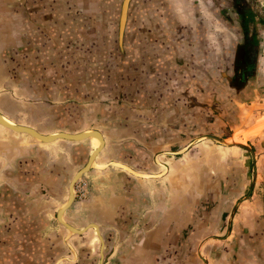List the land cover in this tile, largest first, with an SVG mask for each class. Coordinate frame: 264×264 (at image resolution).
I'll list each match as a JSON object with an SVG mask.
<instances>
[{
	"label": "crops",
	"instance_id": "obj_1",
	"mask_svg": "<svg viewBox=\"0 0 264 264\" xmlns=\"http://www.w3.org/2000/svg\"><path fill=\"white\" fill-rule=\"evenodd\" d=\"M263 19L261 0H0V114L101 136L0 125V264H264V140L228 143L264 103Z\"/></svg>",
	"mask_w": 264,
	"mask_h": 264
},
{
	"label": "water",
	"instance_id": "obj_2",
	"mask_svg": "<svg viewBox=\"0 0 264 264\" xmlns=\"http://www.w3.org/2000/svg\"><path fill=\"white\" fill-rule=\"evenodd\" d=\"M0 124L15 131V132H19V133H26V134H29L33 137H36L38 139H40L41 141H44V142H50V141H54L56 139H65V140H71V141H80V140H83L87 137H92V136H97L101 139V136L99 133H90V134H85V133H81V134H66V133H60L58 135H55V136H44L40 133H38L37 131H35L34 129H31V128H27V127H22V126H17V125H10L9 123L6 122V120L4 119V117L0 114ZM98 153V151H96L89 159V162L88 164L86 165V167L84 169H82L74 178L72 184H71V188H70V199H69V202L66 206L65 209H67L71 203V201L73 200L74 198V186L75 184L77 183V181L81 178V176L85 173H87L89 170H90V167H91V164L93 163V160L96 156V154ZM64 210H62L59 214V218L61 213L63 212ZM61 220V219H60ZM63 225H65L69 230L73 231L74 233H77V234H81L83 233L84 231H80V230H76L74 229L73 227H71L70 225L66 224V223H62ZM91 227H96V225H91Z\"/></svg>",
	"mask_w": 264,
	"mask_h": 264
},
{
	"label": "rangeland",
	"instance_id": "obj_3",
	"mask_svg": "<svg viewBox=\"0 0 264 264\" xmlns=\"http://www.w3.org/2000/svg\"><path fill=\"white\" fill-rule=\"evenodd\" d=\"M262 3H264V0H261ZM263 23H264V19H263ZM257 107L260 108H264V103L263 105H258ZM256 106L253 107L255 114H249V124H254V126L252 128H250L247 131H239L237 133H235V135H233V137L231 138V140L228 143H240V144H246L247 141L250 138H254L256 136H262L263 140H264V111L263 109L261 110L259 108V110L257 111ZM263 125V127L260 129V126ZM249 127H251L249 125Z\"/></svg>",
	"mask_w": 264,
	"mask_h": 264
},
{
	"label": "flooded vegetation",
	"instance_id": "obj_4",
	"mask_svg": "<svg viewBox=\"0 0 264 264\" xmlns=\"http://www.w3.org/2000/svg\"><path fill=\"white\" fill-rule=\"evenodd\" d=\"M234 6L237 7L238 5L237 4H234L233 5V8H234ZM256 35L257 34H251L250 40L253 41L254 39H257ZM250 56H251L250 59H249L250 62H251L250 67L253 68V71L252 72H254L255 71V65H256V57L254 56V54H251ZM252 72H251V74H252Z\"/></svg>",
	"mask_w": 264,
	"mask_h": 264
},
{
	"label": "bare ground",
	"instance_id": "obj_5",
	"mask_svg": "<svg viewBox=\"0 0 264 264\" xmlns=\"http://www.w3.org/2000/svg\"><path fill=\"white\" fill-rule=\"evenodd\" d=\"M7 123H9L10 125H12L10 122H8V120H6ZM1 125V124H0ZM264 125V124H263ZM263 125L260 126V129L263 127ZM3 126V125H2ZM5 127V126H4ZM7 128V127H6ZM9 129V128H8ZM97 137V136H94ZM98 139H100L99 137H97ZM101 140V139H100ZM92 165V164H91Z\"/></svg>",
	"mask_w": 264,
	"mask_h": 264
}]
</instances>
